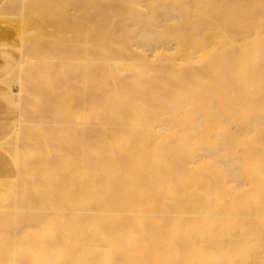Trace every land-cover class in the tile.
Wrapping results in <instances>:
<instances>
[{"label": "bare ground", "instance_id": "bare-ground-1", "mask_svg": "<svg viewBox=\"0 0 264 264\" xmlns=\"http://www.w3.org/2000/svg\"><path fill=\"white\" fill-rule=\"evenodd\" d=\"M46 1L0 264H264V0Z\"/></svg>", "mask_w": 264, "mask_h": 264}, {"label": "rangeland", "instance_id": "rangeland-1", "mask_svg": "<svg viewBox=\"0 0 264 264\" xmlns=\"http://www.w3.org/2000/svg\"><path fill=\"white\" fill-rule=\"evenodd\" d=\"M1 1V0H0ZM23 1H25V2H23ZM26 1H29V2H27L26 3ZM35 1V2H34ZM39 1H44V3L45 2H47L46 0H39ZM53 1H55V2H59L58 3V6H63V2H62V0H60L61 1V5H60V1L59 0H53ZM4 2V3H3ZM8 2V0H2V2H0V7L2 6V7H5V3H7ZM11 2H20L19 4H17V6H18V9L17 10H21V8L22 9H25V7L26 6H30L31 8H27L26 10V15L28 14V16L29 17H31L33 14H34V9H40V12H38L37 13V17L35 16V15H33V16H35V17H33L32 16V18H40V17H42V15H43V13H44V11H43V8H44V5H43V3L42 2H38V0H9V4H7L6 5V8L5 9H9V10H11L12 8L15 10V8H17L15 5V3L12 5V3ZM32 2V3H31ZM33 2H34V4L35 5H38V4H40V7L39 8H36V6L35 5H33ZM22 3V4H21ZM38 3V4H37ZM26 4V5H25ZM8 5L11 7V9L10 8H8ZM19 5H21V6H19ZM24 5V6H23ZM21 7V8H20ZM33 7V8H32ZM31 10V11H30ZM34 10V11H33ZM37 10V11H38ZM36 11V12H37ZM43 11V12H42ZM30 12H32V13H30ZM35 12V13H36ZM41 14V15H40ZM39 15V16H38ZM0 20L1 21H3V23H5L8 27H10L11 29H13V31H14V33L17 35V37L19 38V39H21V42H22V44H21V51H20V55L21 56H23L22 58L19 56V59H18V61H16V63H15V65L12 67V69L10 70V71H8V72H6L3 76V79H2V81H3V83L4 84H6L8 87H10V89L13 91V93H14V96L15 95H17V97H16V99L18 100V102H19V111H20V119H19V122H18V124H17V126H16V128H15V130L13 131V133L1 144V147H2V149L6 152V153H8L11 157H13L12 159H13V161H14V155H13V151H14V148L15 149H18V148H23V146H25V144H27L26 143V141H25V136H26V134H27V131H29L30 130V128H33L34 126H35V121L37 122V120H39V119H42V120H47V122H48V119L49 120H51V118H49L48 116H43V117H39V118H36V116L34 115L35 113L34 112H31V109H29V108H32L33 109V107H34V105L33 104H35L36 102L38 103V101H36V99H35V101H34V99H33V102H32V98H33V96H34V90H33V88H32V86H31V88H27L28 89V91L26 92V93H24L22 96L18 93V91H19V87H18V81H17V79L14 77V75H15V73L16 72H20V73H22V77L21 78H28V77H30L31 75H30V73L28 72V69H27V67L31 64V62L33 61V55H34V52H33V50H32V41L30 40V38H28L26 35H23V34H21V32L15 27L14 28V26L12 25V24H10L9 22H7L6 20H4V19H1L0 18ZM16 29V30H15ZM33 29V30H32ZM35 29V30H34ZM30 31H36V28L35 27H33V28H31L30 27V29H29ZM24 39H25V41L26 42H24ZM31 42V43H30ZM32 57V58H31ZM22 59H24V60H22ZM32 59V61H30ZM28 60V61H27ZM11 73V74H10ZM30 87V86H29ZM33 90V91H32ZM15 91H17V92H15ZM29 92V94L30 95H28L27 93ZM22 97V98H21ZM26 98V99H25ZM28 99V100H27ZM40 99H42V98H40ZM35 102V103H34ZM32 104V105H31ZM28 106H30V107H28ZM28 107V108H27ZM25 111H26V113L27 112H29V113H27V115H26V113H25ZM23 115H25V116H23ZM29 115V116H28ZM36 119V120H34V118ZM28 119H30V120H28ZM31 119L33 120V121H31ZM26 121H28V122H26ZM31 122V123H30ZM50 122V121H49ZM50 124H47V125H45V127H48ZM31 126V127H30ZM29 127V128H28ZM21 146V147H20ZM40 147V146H42V145H35V147ZM38 147V148H39ZM12 149V151H11V149ZM42 148V147H41ZM22 150V149H21ZM34 160L35 159H33L32 161H30L27 165L28 166H26V167H28V169L29 170H37L36 169V167H35V163H34ZM35 161H37V159L35 160ZM34 164V165H33ZM16 169H17V171H18V178L19 177H22V174H23V172H22V170H23V166H22V169H21V167H18V166H16ZM40 170V169H39ZM36 172V171H35ZM22 179V178H21ZM23 183V184H22ZM20 186H22V187H20ZM25 189V190H23V189ZM28 188V187H27ZM22 189V190H21ZM28 190V189H27ZM24 191V192H23ZM25 191H26V184L22 181V180H20V179H17V182H16V185H15V188H14V191L12 192V194L8 197V199L6 200V201H4V203H2L1 205H7V206H9L10 208H13L14 206H15V204L17 205V204H19L20 203V201H21V199H23V198H26V199H29L31 196H30V194H32V193H30L31 191H30V188H29V190L28 191H26V193H25ZM30 191V192H29ZM29 192V193H28ZM23 193V194H22ZM27 193H28V197L27 196H25V195H27ZM23 195V196H22ZM18 196V197H17ZM25 196V197H24ZM15 197V198H14ZM21 197H23V198H21ZM20 198V199H19ZM18 199V200H17ZM18 201V202H17ZM23 201V200H22ZM21 201V202H22Z\"/></svg>", "mask_w": 264, "mask_h": 264}, {"label": "crops", "instance_id": "crops-1", "mask_svg": "<svg viewBox=\"0 0 264 264\" xmlns=\"http://www.w3.org/2000/svg\"><path fill=\"white\" fill-rule=\"evenodd\" d=\"M9 28L0 20V51H2L0 52V205L12 194L17 180L16 165L12 157L1 147V144L13 133L20 119L19 102L10 87L2 81L3 74L10 71L18 61L22 44L13 29ZM3 66L5 68L7 66V70Z\"/></svg>", "mask_w": 264, "mask_h": 264}]
</instances>
